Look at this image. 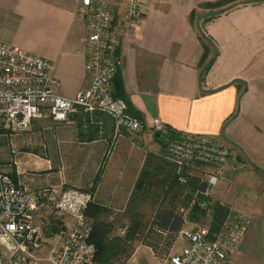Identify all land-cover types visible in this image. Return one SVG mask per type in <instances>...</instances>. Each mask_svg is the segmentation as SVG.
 <instances>
[{
  "label": "crops",
  "instance_id": "obj_1",
  "mask_svg": "<svg viewBox=\"0 0 264 264\" xmlns=\"http://www.w3.org/2000/svg\"><path fill=\"white\" fill-rule=\"evenodd\" d=\"M158 1H147L134 34L122 38L117 49L123 90H113L123 92L129 112L144 120L142 129L115 134L110 116L80 107L63 122L34 118L24 131L1 129L0 171L29 191L45 185L88 188L100 171L92 202L122 211L143 170L156 181L173 175L164 155L166 136L151 127L158 117L177 135L214 137L236 151L216 183L229 175L232 187L209 200L224 201L230 190L233 197L227 198L240 207L232 205L254 217L241 244L230 251V264H264V90H258L264 0L221 2L215 8L223 11L206 22L197 8L217 0H182L181 8L165 9L155 18ZM235 2L240 4L223 9ZM85 35L75 0H0V41L52 62L62 95L72 96L88 84ZM212 58L202 80L201 70ZM242 161L251 167L253 182L237 185ZM210 169L199 165L188 173L203 177L199 172ZM183 195L178 198L184 200Z\"/></svg>",
  "mask_w": 264,
  "mask_h": 264
},
{
  "label": "built area",
  "instance_id": "obj_2",
  "mask_svg": "<svg viewBox=\"0 0 264 264\" xmlns=\"http://www.w3.org/2000/svg\"><path fill=\"white\" fill-rule=\"evenodd\" d=\"M75 1L76 15L85 23L82 52L88 85L72 96L62 95L57 90L52 62L0 41V129L21 132L32 119L44 116L63 122L77 107L110 116L115 134L122 128L137 132L144 126V120L128 112L126 102L114 96L113 77L123 63L117 52L120 40L134 34L148 0H123L119 10L108 0ZM151 127L154 133L166 136L165 158L173 164L175 179L186 184L191 167L207 166L212 171H204L205 186L199 193L206 199L213 195L218 175L229 157L228 147L203 135L172 136L158 117L151 119ZM43 190L20 188L8 173L0 171V264L91 263L95 248L89 241L91 224L84 210L93 200L94 191H60L55 207L74 216V225L60 242L38 255L41 230L34 213L44 197ZM206 199L199 202L202 209L207 208ZM229 212L233 213L212 239L205 228L181 230L184 245L164 264H230L227 252L242 239L250 222L240 211Z\"/></svg>",
  "mask_w": 264,
  "mask_h": 264
},
{
  "label": "rangeland",
  "instance_id": "obj_3",
  "mask_svg": "<svg viewBox=\"0 0 264 264\" xmlns=\"http://www.w3.org/2000/svg\"><path fill=\"white\" fill-rule=\"evenodd\" d=\"M182 0H159L157 2V4L153 7V9L156 10L157 15L155 16V18L161 17V13L163 12V10L165 9H169V11L178 8H181L182 6H179ZM108 2L110 3V5L113 8H116L119 10V8L122 6L123 0H108ZM240 2H235L232 4H228L225 8L223 9H229L232 8L236 5H239ZM205 9H207L208 11H204ZM221 8H205L202 6H198L197 8V15H200V18H203L206 15H211V14H217L223 10H221ZM147 10V9H146ZM145 10V13H146ZM207 12H209V14H207ZM260 59H262V72L260 73L259 76V88L258 90H264V41H263V53L261 54V57L259 56ZM88 85V84H87ZM86 87V86H85ZM84 88V87H83ZM82 89V88H81ZM166 132L167 133H171V131L167 128ZM0 131H2L0 129ZM4 131V130H3ZM193 136H199V134H195ZM201 136V135H200ZM205 136V135H203ZM210 137V136H207ZM214 138V137H211ZM215 139V138H214ZM230 151V158L232 160L234 159V149L228 148ZM236 152V151H235ZM236 162V161H235ZM238 163H241V161H238ZM242 163H245V165H242L240 167L241 171H239L237 173V177H236V183L237 185L239 183H241V180L244 181L245 183L247 182H253V177L251 176L250 173V168L248 167L249 164L242 161ZM225 165V164H224ZM223 169V168H222ZM222 169L220 171V174L222 172ZM239 169V170H240ZM249 170V171H248ZM199 172V171H198ZM202 175L204 174L203 172H199ZM204 176V175H203ZM260 180H264L261 179ZM233 179H230L229 175H225V178L222 180V182L219 183V185H216L217 187L215 188L216 192L214 191L213 196L215 197V193L219 192L222 193V191H224V189L228 188V187H232V183H233ZM264 184V183H263ZM68 188H79V189H87V188H80L78 186H56V185H45L42 186L41 188L38 189V191H42L43 189L46 190L44 193V197H42L39 200V207L38 209L35 211L34 213V218L40 223V236L38 239V244L39 246L37 247L38 249H36V253L38 255H43L45 254L51 246L57 244L58 242H60V240H62V238L71 230V228L74 225L75 222V218L74 216H71L69 214H67L66 212L60 210L59 208L55 207V198L58 196V194L60 193V191L68 189ZM221 189V190H220ZM37 191V190H36ZM231 191L229 190L228 193H224L225 194V199L224 201H218L215 198L212 197V200H210V202H220L221 207H225L228 211L225 213L224 215V220L221 222L220 226L217 225V227L219 226V228L216 229V224H212V209H208L206 211V214L203 215V217H200L199 219H193V218H187V213H189L190 209L192 208L194 204V201L191 200L190 198V203H188L187 205H183L180 204L178 207V210L180 213L184 214L186 216V221L184 222V224L182 225L181 229L175 233L174 235L171 234H167L164 231L161 230H157L155 229L153 226H150L149 223V219H147V213L148 210L147 209H143L144 211V221L141 223V227L138 228V230L135 232V235L133 237H128L129 239L126 240L125 245L122 248L123 255L122 257L124 258L127 255V258L125 259V264H164L165 262H167V260L169 259L170 256H172L175 253H178L180 251V249L182 248V246L184 245V240L181 237L180 231L186 228H205V229H209L210 231H214L212 233V238L213 236H215L214 234H217L223 227L227 216H231V214L233 212H229L231 210H236V211H240L241 213L245 214L248 218H249V222L251 223V219H253L254 217H252L246 210V212H244L243 209H236L237 207L233 206L232 204H235L236 201L233 198H227V196L229 197H233V193H230ZM184 193V198L186 199L188 196L187 190L182 191V194ZM186 196V197H185ZM212 196V195H211ZM211 196L207 199L209 200L211 198ZM189 199V198H188ZM199 204V203H198ZM237 204V203H236ZM238 207L239 204H237ZM88 206V205H87ZM200 207V206H199ZM235 207V208H234ZM87 208V207H86ZM85 208V209H86ZM201 208V207H200ZM113 213H110V217L109 219L111 221L114 222L115 224V228L113 229V234H119V235H123L125 234V228L127 227V225L130 222L131 219V211H127L126 213L121 212V211H115L112 210ZM136 212V211H134ZM85 215V214H84ZM90 221V219L88 220ZM249 223V224H250ZM117 226V227H116ZM249 226V225H248ZM216 229V231H215ZM208 230V231H209ZM209 238V237H208ZM209 238V239H212ZM244 236L242 237V239H240V241H238L236 243V245L232 246V248H230L229 252H227L228 257H229V253L230 251H234L238 248V246L241 244L242 240H243ZM95 256V254H94ZM94 256L93 259L91 261V263L88 264H98L95 260H94Z\"/></svg>",
  "mask_w": 264,
  "mask_h": 264
},
{
  "label": "trees",
  "instance_id": "obj_4",
  "mask_svg": "<svg viewBox=\"0 0 264 264\" xmlns=\"http://www.w3.org/2000/svg\"><path fill=\"white\" fill-rule=\"evenodd\" d=\"M232 1L234 0H217L215 2L208 1L200 3V6L205 8H215L221 2L226 3ZM215 15L216 14H211L210 16L208 15L203 18V21L206 22ZM212 61L213 58L201 70L202 80ZM113 88L114 90H123L121 79L119 77V70L113 77ZM121 94H123V92H114L115 97L124 100V96ZM156 134L159 135L160 133ZM171 135L175 136L177 133L171 132ZM169 163L172 165L173 175L172 173H169L166 177H164L165 180L156 181L150 172L146 173L145 170H143L137 178L128 204L126 208L121 211L124 213L131 211V219L125 228V234H113L112 230L116 229L115 224L109 219L110 213H113L112 210L98 206L92 202L93 200L88 204L87 208L84 210V214L88 220L90 219L91 234L89 236V241H91L94 245V260L98 264H125L127 255L123 258V252L121 251L126 243V240L129 239L128 237H133L138 228L141 227V223L144 221L143 209L148 210V213L145 216L149 219L150 226H153L157 230L164 231L167 234L174 235L181 229L182 225L186 221V216L179 212L178 207L182 203L184 206L190 203L191 198L195 205H193L189 213H187V218L195 217L193 218L194 220L199 219L206 214L208 209H212L211 225L214 223L216 224V229L219 228L221 222L224 220V215L228 210L225 207H221L220 202H210V200H207L199 193L205 186V180L202 179L201 176L189 174L187 172L188 182L186 184H181L175 179L173 164L170 161ZM99 177L100 171L96 174L90 187L87 188L88 190H94ZM184 190H188V196L186 199L181 200L178 197L181 196L182 191ZM193 193L195 196L191 197ZM205 199L208 201V205L206 209H202L199 207L198 203ZM217 225L219 226L217 227ZM208 232V237L212 238V233L214 231L209 230Z\"/></svg>",
  "mask_w": 264,
  "mask_h": 264
}]
</instances>
